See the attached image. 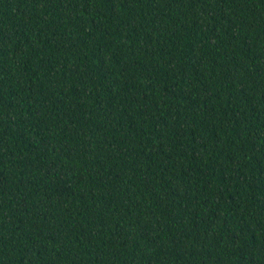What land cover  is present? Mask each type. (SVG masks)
Here are the masks:
<instances>
[{
    "label": "trees",
    "instance_id": "trees-1",
    "mask_svg": "<svg viewBox=\"0 0 264 264\" xmlns=\"http://www.w3.org/2000/svg\"><path fill=\"white\" fill-rule=\"evenodd\" d=\"M0 264H264V0H0Z\"/></svg>",
    "mask_w": 264,
    "mask_h": 264
}]
</instances>
